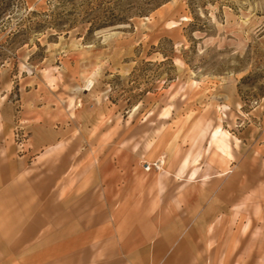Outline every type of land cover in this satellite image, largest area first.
Returning a JSON list of instances; mask_svg holds the SVG:
<instances>
[{"label":"rangeland","instance_id":"1","mask_svg":"<svg viewBox=\"0 0 264 264\" xmlns=\"http://www.w3.org/2000/svg\"><path fill=\"white\" fill-rule=\"evenodd\" d=\"M35 97L85 109L99 143L174 128L200 148L214 133L246 144L264 264V0H0V113L12 108L15 135Z\"/></svg>","mask_w":264,"mask_h":264},{"label":"crops","instance_id":"2","mask_svg":"<svg viewBox=\"0 0 264 264\" xmlns=\"http://www.w3.org/2000/svg\"><path fill=\"white\" fill-rule=\"evenodd\" d=\"M10 109L0 113V264H259L246 144L214 133L200 148L174 128L149 145L120 133L99 143L85 109L36 97L18 139Z\"/></svg>","mask_w":264,"mask_h":264},{"label":"built area","instance_id":"3","mask_svg":"<svg viewBox=\"0 0 264 264\" xmlns=\"http://www.w3.org/2000/svg\"><path fill=\"white\" fill-rule=\"evenodd\" d=\"M21 131V130H20ZM19 130L16 132V137L18 138V139H22L23 137H24V134H23V132L21 131L20 132ZM161 164V162L159 163V164H155V166H156V168H159V165ZM153 165H150V164H147L146 166H145V168L147 169V170H150L151 169V167H152Z\"/></svg>","mask_w":264,"mask_h":264}]
</instances>
